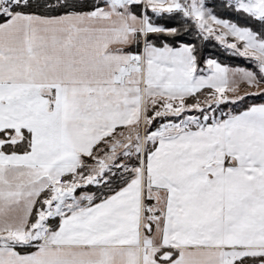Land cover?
Segmentation results:
<instances>
[{
  "label": "snow or ice",
  "instance_id": "1",
  "mask_svg": "<svg viewBox=\"0 0 264 264\" xmlns=\"http://www.w3.org/2000/svg\"><path fill=\"white\" fill-rule=\"evenodd\" d=\"M0 264H264V0H0Z\"/></svg>",
  "mask_w": 264,
  "mask_h": 264
}]
</instances>
